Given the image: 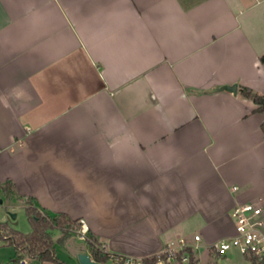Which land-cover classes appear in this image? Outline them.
Returning <instances> with one entry per match:
<instances>
[{"label": "crops", "instance_id": "1", "mask_svg": "<svg viewBox=\"0 0 264 264\" xmlns=\"http://www.w3.org/2000/svg\"><path fill=\"white\" fill-rule=\"evenodd\" d=\"M263 52L264 0H0V193L84 218L109 252L184 237L190 260L159 264L231 259L212 244L232 206L264 207V111L239 93L264 94Z\"/></svg>", "mask_w": 264, "mask_h": 264}, {"label": "built area", "instance_id": "2", "mask_svg": "<svg viewBox=\"0 0 264 264\" xmlns=\"http://www.w3.org/2000/svg\"><path fill=\"white\" fill-rule=\"evenodd\" d=\"M232 190L237 192L238 186L233 185ZM231 217L234 223V233L225 236L212 244L216 255L221 257L227 251L235 247L244 256L255 262L264 261V207L260 200L237 201L231 208ZM80 239L88 241L89 226L84 218L78 219L76 227H73ZM200 239L199 234H194V240ZM196 245V244H195ZM192 245L184 237L176 241H168L161 253L166 257L160 256L154 264H159L163 258H179L182 261L190 260V248ZM104 253H108L111 259L106 264H146L144 258H135L119 253L109 252L100 246ZM21 260L25 261V258ZM102 262V261H101Z\"/></svg>", "mask_w": 264, "mask_h": 264}, {"label": "trees", "instance_id": "3", "mask_svg": "<svg viewBox=\"0 0 264 264\" xmlns=\"http://www.w3.org/2000/svg\"><path fill=\"white\" fill-rule=\"evenodd\" d=\"M260 61L264 65V52L260 55ZM239 93L245 97L251 98L256 104L255 108L258 111H264V94L257 93L252 88L239 85ZM264 132V120L261 123ZM10 181L6 182L2 188L6 190ZM26 212L32 224V230L24 232L22 230L9 227L7 222L0 223V235L9 243L13 244L18 254H27L30 257H38L43 260H51L58 264H71L67 260L61 258L56 252L55 241L51 237L50 231L55 228H61L63 234L59 237V242H63L70 233L73 227L77 226L78 219L73 220L65 213L49 214L41 211L34 205V199H28ZM3 229L9 232L5 235ZM88 243L91 248L92 257L98 261L108 262L111 256L104 253L99 243L91 234H89ZM160 256L166 257V254L159 253L152 256L144 257L146 264H154ZM24 258V257H21Z\"/></svg>", "mask_w": 264, "mask_h": 264}, {"label": "rangeland", "instance_id": "4", "mask_svg": "<svg viewBox=\"0 0 264 264\" xmlns=\"http://www.w3.org/2000/svg\"><path fill=\"white\" fill-rule=\"evenodd\" d=\"M2 200V201H1ZM16 213V216L13 217L11 213ZM6 216L5 222H7L9 227L16 228L22 230L24 232H29L32 230V224L26 212V208L23 207V202L16 197L8 196L3 191L0 193V223L3 222V217ZM9 231L7 229H3L5 235ZM74 244L80 245L83 244V239L76 238L74 239ZM56 252L57 254L70 262L71 264H80L77 257H74L70 254L67 247L63 245H59L57 241H55ZM227 253H232V258L229 260H224L221 263H217L215 259H209V261L202 260L203 264H252V262H248L246 256L239 252V250L235 247L230 248ZM17 258V253L15 246L9 242H7L2 235H0V264H23L22 260H15ZM27 264V263H26ZM29 264H35V262L30 261ZM189 264V263H186Z\"/></svg>", "mask_w": 264, "mask_h": 264}, {"label": "water", "instance_id": "5", "mask_svg": "<svg viewBox=\"0 0 264 264\" xmlns=\"http://www.w3.org/2000/svg\"><path fill=\"white\" fill-rule=\"evenodd\" d=\"M219 88H225V89L231 90L233 92H236L237 84H235V83L224 84V85L220 86ZM11 214H12L13 217L16 216V213H14V212L11 213ZM78 258H79L80 264H106L104 262H101V261H98V260L94 259L91 256V254L87 253V252H80L78 254Z\"/></svg>", "mask_w": 264, "mask_h": 264}]
</instances>
